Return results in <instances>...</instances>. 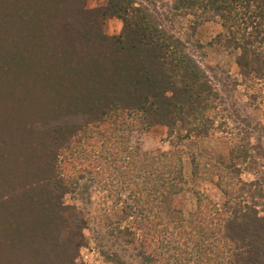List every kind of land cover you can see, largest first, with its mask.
I'll return each mask as SVG.
<instances>
[{
    "label": "trees",
    "instance_id": "16d2710c",
    "mask_svg": "<svg viewBox=\"0 0 264 264\" xmlns=\"http://www.w3.org/2000/svg\"><path fill=\"white\" fill-rule=\"evenodd\" d=\"M85 1L0 0V264H82L86 220L72 225L63 199L88 188L121 204L97 247L108 264H264V126L191 51L216 22L242 81L264 85V0ZM111 18L118 35L103 31ZM64 116L83 120L45 128ZM155 125L178 143L237 137L226 155L191 154L186 178L174 151L130 146Z\"/></svg>",
    "mask_w": 264,
    "mask_h": 264
},
{
    "label": "rangeland",
    "instance_id": "374dc122",
    "mask_svg": "<svg viewBox=\"0 0 264 264\" xmlns=\"http://www.w3.org/2000/svg\"><path fill=\"white\" fill-rule=\"evenodd\" d=\"M105 0H86V8H94L103 4ZM178 33L184 38L186 34L187 18L176 20ZM122 23L111 18L105 21L103 31L109 36L118 35L121 31ZM222 29L216 22H208L200 25L194 33L192 41L200 43V48L192 47L195 59L203 68L215 69V83L228 94L230 103H234L236 109L242 115H252L264 126V85L262 83H248L242 81L239 70L235 65L234 53L224 50L214 43V38L221 33ZM195 41V42H196ZM83 117L64 116L56 121L50 122L47 126L58 123H79ZM230 127V126H229ZM235 132V131H234ZM230 134H232L230 136ZM237 137L233 133H224L215 130L212 135L204 140H189L178 143L170 137V130L166 127L155 125L146 130H137L130 135V146L144 152H154L156 150H172L182 158L183 169L186 178L190 177L191 154L206 153L212 155H226L229 147V139ZM241 178L245 181L251 179L248 173H243ZM200 191L210 198L214 203L221 204L223 199L216 187L208 182L201 183ZM81 195L69 194L65 196L63 202L69 206L67 215L72 225L79 219L86 220V229L82 230L84 236V247L80 250V262L82 264H108L100 256L98 243L105 233L107 225L114 224L120 215L119 200L108 191L102 192L98 188H88ZM178 203L184 213L193 211L195 208V198L191 192L185 190L179 197Z\"/></svg>",
    "mask_w": 264,
    "mask_h": 264
}]
</instances>
